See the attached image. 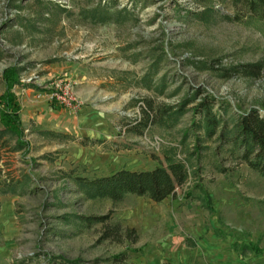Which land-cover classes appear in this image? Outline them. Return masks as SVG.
I'll return each instance as SVG.
<instances>
[{
	"label": "rangeland",
	"instance_id": "rangeland-1",
	"mask_svg": "<svg viewBox=\"0 0 264 264\" xmlns=\"http://www.w3.org/2000/svg\"><path fill=\"white\" fill-rule=\"evenodd\" d=\"M252 62L264 64V16L232 0H0V95L14 68L29 145L3 138L0 174L21 183L0 193V264H109L118 253L129 264H264V175L232 139L240 113L264 114V67L231 70ZM206 95L222 119L213 136L196 109ZM143 102L157 121L124 131ZM90 107L107 111L112 148L81 157L73 133L52 127ZM169 158L188 178L161 201L92 196L75 178Z\"/></svg>",
	"mask_w": 264,
	"mask_h": 264
},
{
	"label": "trees",
	"instance_id": "trees-1",
	"mask_svg": "<svg viewBox=\"0 0 264 264\" xmlns=\"http://www.w3.org/2000/svg\"><path fill=\"white\" fill-rule=\"evenodd\" d=\"M236 7L253 15L264 16V0H232ZM264 64L261 62L241 63L231 67L235 73H244L257 76L261 74ZM15 69L9 68L5 75L10 80L9 88L0 95V160L1 150L7 145V138H15L13 150L29 152L28 142L25 140V126L21 120V103L16 93L12 90L15 82ZM190 100V98H189ZM188 101V100H187ZM190 102V101H189ZM187 103L186 100L183 105ZM216 98L206 95L197 103V112L202 114V123L205 132L209 136L216 134L221 125V117L214 111ZM141 107V116L127 118L123 121L127 131L142 133L145 127L156 122V114L153 108L146 102ZM180 110H183L181 107ZM201 124V123H200ZM50 135H61L55 130H47ZM64 135V134H63ZM237 147L242 148L241 158L251 167L264 175V114L258 108H251L240 113L235 121V134L232 138ZM165 163H159L152 168H127L122 167L108 174L89 176L75 175L76 181L85 187L92 196L108 197L114 201L122 200L126 194L148 195L155 201H161L169 195H175L177 187L184 184L188 178V170L185 164L176 159H167ZM1 171V168H0ZM21 180L15 176L4 177L0 174V193L17 192V186ZM109 215H88L84 220L88 223L105 221ZM116 233L112 227L106 229L103 237H109ZM109 264H129L125 253L113 255ZM69 264H87L82 259L70 260ZM141 264V263H133Z\"/></svg>",
	"mask_w": 264,
	"mask_h": 264
},
{
	"label": "crops",
	"instance_id": "crops-1",
	"mask_svg": "<svg viewBox=\"0 0 264 264\" xmlns=\"http://www.w3.org/2000/svg\"><path fill=\"white\" fill-rule=\"evenodd\" d=\"M66 116V115H64ZM110 117L108 116L107 111H104L100 108H88L78 115H74L73 117H66L63 120H60L56 125V127H52L58 131L63 132H72L73 135L76 137L77 143L80 144L81 148L80 153H78V156L83 157L85 152L92 150L95 152L96 147L101 146L103 149H111L110 147L112 144V139L110 137H107V135L104 134V131L102 128H106L108 131V125L110 122L108 121ZM112 122V121H111ZM112 124V123H111ZM70 130V131H68ZM116 134V133H115ZM125 146V145H124ZM127 147V146H126ZM132 149V148H127ZM107 150V151H108ZM85 151V152H83ZM119 151V150H118ZM111 154V153H108ZM114 154V153H113ZM115 155V154H114ZM127 167V168H138V167H132V166H122L121 164L119 166L115 165L112 167L109 171L101 172L96 175H103L108 174L116 169ZM88 173L81 172L77 175H87ZM89 175V174H88Z\"/></svg>",
	"mask_w": 264,
	"mask_h": 264
},
{
	"label": "built area",
	"instance_id": "built-area-1",
	"mask_svg": "<svg viewBox=\"0 0 264 264\" xmlns=\"http://www.w3.org/2000/svg\"><path fill=\"white\" fill-rule=\"evenodd\" d=\"M63 102L65 103L66 107H70V108L73 107L72 102H71V98L69 96H67L66 94H65ZM123 130L124 131L126 130L125 126H123Z\"/></svg>",
	"mask_w": 264,
	"mask_h": 264
}]
</instances>
